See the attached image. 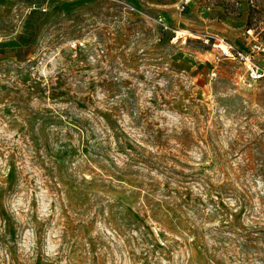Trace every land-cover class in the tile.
<instances>
[{
	"label": "rangeland",
	"instance_id": "rangeland-1",
	"mask_svg": "<svg viewBox=\"0 0 264 264\" xmlns=\"http://www.w3.org/2000/svg\"><path fill=\"white\" fill-rule=\"evenodd\" d=\"M182 2L0 0V264H264V0Z\"/></svg>",
	"mask_w": 264,
	"mask_h": 264
},
{
	"label": "built area",
	"instance_id": "built-area-1",
	"mask_svg": "<svg viewBox=\"0 0 264 264\" xmlns=\"http://www.w3.org/2000/svg\"><path fill=\"white\" fill-rule=\"evenodd\" d=\"M192 0H184L180 6L179 9L181 11H185L186 8L189 6ZM48 4L49 2L47 1L43 5H37L36 2H33L31 5V11L34 9H41L43 11L48 10ZM159 24L164 28V29H169L170 27L168 26L167 20H165L164 17L159 18ZM252 30H249V33H251ZM228 58H233L242 63L249 75V78L252 81H258L264 78V67L260 64V62L257 60L256 55H262L264 57V43L259 42L255 40V42L252 45L251 51L246 52L242 50H234L231 46L229 47V51L225 53Z\"/></svg>",
	"mask_w": 264,
	"mask_h": 264
},
{
	"label": "bare ground",
	"instance_id": "bare-ground-1",
	"mask_svg": "<svg viewBox=\"0 0 264 264\" xmlns=\"http://www.w3.org/2000/svg\"><path fill=\"white\" fill-rule=\"evenodd\" d=\"M181 33L184 34L185 31H184V30H183V31L180 30V31L178 32L177 37L175 38V41H177L178 39H180V38L182 37V36H181ZM219 46H220V49L223 50L225 53H227V52L229 51V46H228L227 44L222 43V44H220Z\"/></svg>",
	"mask_w": 264,
	"mask_h": 264
},
{
	"label": "crops",
	"instance_id": "crops-1",
	"mask_svg": "<svg viewBox=\"0 0 264 264\" xmlns=\"http://www.w3.org/2000/svg\"><path fill=\"white\" fill-rule=\"evenodd\" d=\"M183 1H184V0H183ZM192 1H193V0H192ZM192 1H191V3H192ZM191 3L189 4V6L191 5ZM189 6H188V7H189ZM188 7H187V8H188Z\"/></svg>",
	"mask_w": 264,
	"mask_h": 264
},
{
	"label": "trees",
	"instance_id": "trees-1",
	"mask_svg": "<svg viewBox=\"0 0 264 264\" xmlns=\"http://www.w3.org/2000/svg\"><path fill=\"white\" fill-rule=\"evenodd\" d=\"M34 10H37V9H34ZM34 10H32V11H34Z\"/></svg>",
	"mask_w": 264,
	"mask_h": 264
}]
</instances>
